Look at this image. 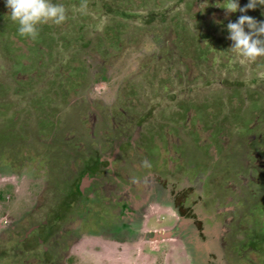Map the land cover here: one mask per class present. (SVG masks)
Masks as SVG:
<instances>
[{
	"label": "rangeland",
	"instance_id": "obj_1",
	"mask_svg": "<svg viewBox=\"0 0 264 264\" xmlns=\"http://www.w3.org/2000/svg\"><path fill=\"white\" fill-rule=\"evenodd\" d=\"M93 1L52 0L66 20L38 25L32 39L0 0V264H264L246 244L264 251V89L218 83L225 62L264 78L263 57L241 64L230 48L226 26L242 13L225 0L185 1L143 28L102 17ZM155 1L175 2L109 0L130 13ZM218 39L228 61L222 49L197 56ZM130 137L122 154L99 155L122 176L111 205L108 177L101 194L85 174L97 144L109 139L111 152ZM70 192L78 201L55 210L53 238L31 240L27 228ZM127 200L125 222L115 210Z\"/></svg>",
	"mask_w": 264,
	"mask_h": 264
},
{
	"label": "clouds",
	"instance_id": "obj_2",
	"mask_svg": "<svg viewBox=\"0 0 264 264\" xmlns=\"http://www.w3.org/2000/svg\"><path fill=\"white\" fill-rule=\"evenodd\" d=\"M257 5L264 6V0H248L244 7L240 6L239 0H225L223 7L227 13H242L235 22L226 26L227 38L232 41L230 48L240 58L241 64L264 56V21L243 14ZM5 6L11 20L18 24L19 35L32 39L39 34L38 25L49 21L59 25L66 20L65 7L52 3V0H5Z\"/></svg>",
	"mask_w": 264,
	"mask_h": 264
},
{
	"label": "trees",
	"instance_id": "obj_3",
	"mask_svg": "<svg viewBox=\"0 0 264 264\" xmlns=\"http://www.w3.org/2000/svg\"><path fill=\"white\" fill-rule=\"evenodd\" d=\"M185 1L189 2H193V1H199V0H175L174 3L172 4H165V5H161L158 4L157 1H155L154 5H150L147 9L145 13H142L141 10L137 11V13H130L126 10H123L122 8H119L118 6H112L109 2V0H94L92 5L94 6L96 3H99V7L101 10V16L102 17H106V18H115L118 20H122V21H127L128 19H130L131 17L137 21H140V24L143 25V28L146 27H150L151 25L154 24H164L171 16L172 12L174 11V7L178 6L179 4L184 3ZM248 3V0H239V4L241 7H244L246 4ZM258 12H257V11ZM244 15H248L253 17L254 19H256L257 21H264V6H260L257 5V7L255 9L252 10H248L247 12L244 13ZM185 23H178L177 25H183ZM82 27V25L80 26ZM199 37L201 38V36L199 35ZM81 38V37H80ZM206 40H208V37H205ZM210 40H215V37L211 36ZM223 42H225L224 39H218V44H215V41H213L210 45L204 44L203 47H198V54L197 56H204L203 54L205 53V50H212V49H217L216 51L219 52L220 49H222V46L224 45ZM230 43V42H229ZM87 43H83L81 45L82 48H86L87 47ZM223 51V49H222ZM222 56L226 58V61H228L229 59V54L227 52H222ZM197 57V59H198ZM236 57L238 58V56L236 55ZM264 58V56H262ZM200 61V60H198ZM225 65V69L226 72L224 74V76H221V78L219 77L218 79V83L220 84L221 87L227 89V90H240L243 89L245 86H249V85H257V88L259 89H264V78L260 77V76H256V73H252L250 74L247 78H242L239 75L236 74H230L228 73V70H232L233 69V65L231 66V63L228 64V62L223 63V66ZM234 68H236V66H234ZM241 72V71H240ZM206 79V78H205ZM210 79H206L205 84L210 83ZM257 90V89H256ZM264 98V96H263ZM264 100V99H263ZM258 102V101H257ZM145 118H141L138 121L135 122V126H141L142 123L144 122ZM96 169V168H95ZM92 170L93 172L95 171ZM72 197L75 196L74 193L71 194ZM40 241H42L41 243H44L46 241V237H41L38 238ZM258 240H248L247 241V246L253 250H260L261 254L264 256V251L260 248V242ZM37 242V241H36ZM27 246V243H25Z\"/></svg>",
	"mask_w": 264,
	"mask_h": 264
},
{
	"label": "flooded vegetation",
	"instance_id": "obj_4",
	"mask_svg": "<svg viewBox=\"0 0 264 264\" xmlns=\"http://www.w3.org/2000/svg\"><path fill=\"white\" fill-rule=\"evenodd\" d=\"M137 128H139V127L136 126V129ZM124 139L125 138H123L122 140L117 141V142L113 141V143H111V144H114V146L112 147L111 152H107V150H108L107 149V144L109 142V139L102 141V143H100V144H97L96 147L97 146L98 147H97V150L95 151V155L94 156L95 157L98 156V159H97L96 162H94L90 166H88V169H87L88 173H86V172H85L86 174L84 173L85 175H89L90 174L88 176V178H89L88 180L90 181V185L93 184L95 186V188H97V189L99 188L98 190L100 191L101 194H102V192H101L102 185L100 183V179H101V176H102L101 174H104V175H106L108 177V178H103V185H105V184L107 185V188H108L107 191L110 194L109 202H111V205L113 204L114 201L118 202L117 201L118 195L121 194V190L123 188L122 182H120V180H119V177L121 178L122 176H121L120 173H118L117 169L112 166V162L110 160H106L104 162L102 160L103 157H101L102 155L100 157H99V155H100V153H102V151L104 152V154L110 153V157L114 154V152H116V153L119 152V154H122L124 152L123 151L124 149L127 150L132 145L131 144V140H132L131 137L128 139V141L127 140L124 141ZM101 146H103V147H101ZM108 166H110V169H107ZM94 169H95V171L93 172L92 170H94ZM125 180L128 181V178L125 179ZM84 184H86V183H84ZM135 187L136 186L134 185V188ZM70 193L66 194L63 197V199L57 205L52 206L53 210L51 211V216L49 214V216L46 218L47 221H42V222H40V223H38L36 225L30 226L29 228H27V231L30 232V229H32L31 231H34L36 233V235H34V237H32L31 240L36 242V241H40L38 238L46 237L47 239L44 242V243H46L49 239L53 238L54 234L58 230V229H56L57 228V223L60 221V220H58L57 222H55V220H53L54 217L57 218V216H58V214H54L55 210L59 211L61 209L63 210V208H64V212H66L67 210L69 211V209L71 208V205L76 204V202L78 201L77 200L78 197L76 198L74 196L75 197L74 198L71 195L72 193L71 194ZM134 202H135L134 200L123 201V203H122L123 207H120L121 210H119V211L115 210V212H118L119 218H121L123 221L126 222L127 218H129L130 221L134 220V217L132 218V216H131L133 214V212H134V209L132 210L133 212L129 211V210H131L130 208L133 207V205H134L133 203ZM85 212H86V210H84V212H83L84 215H85ZM190 213L195 216L194 219L196 221L199 220L197 218V216H196L197 215V210L191 208ZM61 220H63V219H61ZM200 224L202 225V221H201ZM198 231H199V234H196V235H198L199 237L203 238L206 235V233H204L203 227H200V230L198 229ZM29 235H31V232H30ZM29 235H27V234H26V236L24 235L22 237V239L24 241H26L27 236H29ZM27 240H30V239H27ZM41 242L42 241H40V243ZM27 243L30 244L31 242L28 241Z\"/></svg>",
	"mask_w": 264,
	"mask_h": 264
},
{
	"label": "water",
	"instance_id": "obj_5",
	"mask_svg": "<svg viewBox=\"0 0 264 264\" xmlns=\"http://www.w3.org/2000/svg\"><path fill=\"white\" fill-rule=\"evenodd\" d=\"M138 129V128H137Z\"/></svg>",
	"mask_w": 264,
	"mask_h": 264
}]
</instances>
